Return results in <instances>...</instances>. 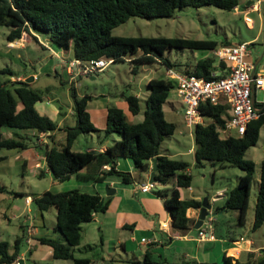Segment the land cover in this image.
<instances>
[{"label": "trees", "instance_id": "16d2710c", "mask_svg": "<svg viewBox=\"0 0 264 264\" xmlns=\"http://www.w3.org/2000/svg\"><path fill=\"white\" fill-rule=\"evenodd\" d=\"M213 4L225 9H233L241 0H0V24H7L10 30L9 41L22 37L23 32L33 31L44 35L52 46L66 53L73 51L75 58L82 64L90 63L99 57H113L114 62L130 60L132 70L138 71L143 64L162 61L167 67H174V62L166 55V50L173 47H189L215 49L233 41L224 38L221 42L213 39L192 38L183 36L154 35H116L113 28L127 21L133 15L152 17L170 16L177 8L186 5L200 6ZM33 36L37 39V35ZM227 60L216 55L199 58L193 65L185 69L187 73L211 77L213 71L226 72ZM98 71V70H97ZM11 72L9 67L0 68V128L11 129V135H5L0 129V150L7 148H27L30 140L45 153L46 163L54 179L63 181L73 175L80 179L104 181L111 176L119 177L122 182L134 181L132 172L117 168L120 157L132 159L139 170L150 169V159H157L154 177L160 183L173 182L169 191L161 189L159 195L164 199L166 209L172 216V225L186 230L194 227L197 220L188 215L189 207H200L202 199L183 197L180 188L189 187L193 175L188 171L190 162L184 158H175L164 153L161 145L166 136L172 135L177 123L166 117L164 104L168 100L173 80L167 77H152L148 81L149 93L146 97L144 117L139 121H130L121 106L111 103L108 106L107 125L103 129L106 134L117 133V138L105 150L73 149L75 140L81 133L101 131L91 119L88 101L91 94H79L74 82L69 89L76 116V124L64 127L65 143L58 146L54 131L58 122L48 113L42 112L36 103L45 99L49 87L33 86L25 79H2V73ZM59 77L61 76L60 74ZM62 83L66 81L60 77ZM132 114L140 109V96L136 93H124ZM260 105H264V102ZM205 122L196 124L195 164L205 166L231 164L240 167L234 187L226 188V199L217 208L237 211V221L245 223L250 204L251 189L256 179V163L246 157L247 149L256 144L264 125V108L258 118L249 122L243 134L222 136L221 128L225 125L229 114L227 104L202 103ZM34 129L33 133L21 132L23 129ZM41 132H46L51 142L45 145L37 143ZM37 137V138H36ZM34 138L35 141H34ZM5 156L0 155V159ZM110 163L111 167L104 165ZM10 191L6 184L0 183V192ZM30 195V194H29ZM32 202L44 212L56 208L55 229L63 238L40 236L42 243L49 244L55 258H71L73 264H92L86 256H76L74 249L82 239L85 222L91 221L94 214L106 211L110 199L102 197L99 192H91L74 187L65 190L46 189L31 195ZM264 224V159L261 163V174L255 204L253 229ZM23 236H17L14 249L11 251L9 240L0 239V263L12 264L20 254ZM233 253H238L234 251ZM233 256L224 253L225 264H241L240 258L232 261ZM193 264L199 263L197 260ZM246 264H264V247L261 254L248 251ZM109 264H116L111 260Z\"/></svg>", "mask_w": 264, "mask_h": 264}, {"label": "rangeland", "instance_id": "374dc122", "mask_svg": "<svg viewBox=\"0 0 264 264\" xmlns=\"http://www.w3.org/2000/svg\"><path fill=\"white\" fill-rule=\"evenodd\" d=\"M244 0L239 4V9H225L213 4H202L200 6L186 5L177 8L175 13L170 16H152L145 17L139 15L131 16L127 21L119 24L113 28V34L116 35H164V36H183L192 38L213 39L221 42L224 38H229L233 42L251 41L250 44L252 58L258 57L264 50V24L260 31L261 18L258 11L249 13L254 19V26L250 27L246 21L245 14H248L243 9ZM261 11L264 13V4ZM10 26L7 24H0V68L9 67L12 72L2 73V79H16L12 77L19 74H24L33 71H40L41 78L34 83V86L45 89L47 84L51 85V93L58 96L60 100H55V104L61 102L63 107L68 110L69 103L72 100L70 95V81L64 84L55 71V67L59 72L62 71L61 62H67L73 55V51L60 52L58 56L52 47H44L39 41L33 39L31 47H12L8 45L7 34ZM27 31L23 34L27 35ZM258 39L252 40L257 34ZM33 36V35H32ZM43 43L50 45V43L43 37ZM34 38V36H33ZM24 39V38H23ZM166 55L174 62V68L178 71L185 72L188 66L193 65L199 58L208 55H216L213 49L189 48V47H173L166 50ZM217 56V55H216ZM262 59L259 65L264 64ZM63 64V63H62ZM132 62L130 60L111 62L103 70L84 74L77 83V88L80 93H87L91 95H99L100 98H106L109 94H116L112 98L116 104L124 105V93H139L141 109L137 114H132L126 109L127 117L130 121H139L144 117V110L146 108V97L149 92L148 81L152 77H169L167 75V66L162 61L150 62L139 67L138 71H133ZM50 73H49V72ZM49 92V91H48ZM107 94V95H105ZM257 98L264 99V90H257ZM172 102L175 108L172 107ZM183 102L178 96L175 85L171 88L168 100L164 104L166 117L177 123V128L172 135L166 136L162 142L161 149L175 158H184L191 164L189 170L193 173L192 185L195 189L194 194H198L204 199L206 196L217 191L220 188H231L237 184L238 177L243 173V170L235 165L226 164L212 165L207 163L205 166H198L195 164L194 151H190V147L195 146L194 128H190L184 120V115L181 112ZM40 111L44 112L40 108ZM72 117V116H71ZM5 135H9L11 131L8 128H0ZM60 133V140L56 141L58 146L60 142H65L66 134ZM88 133V132H86ZM95 144L98 145L97 133L93 132ZM56 134V132H55ZM233 134H236L233 130ZM221 135L226 133L221 131ZM90 137V136H89ZM36 138H34L35 141ZM90 139V138H89ZM51 142L50 137L46 133H40L38 143L45 145ZM30 145L27 148H7L3 147L0 150V155H4L0 159V183L6 184L10 191L0 192V198L3 199V204L0 206V239H6L14 245L15 239L22 234L21 220L24 217L33 215V221L37 224H43L42 211L35 203L29 205L26 202L27 194L36 195L46 189H67L68 187L62 184H54L51 174L48 172L44 175H39L36 170L39 167L35 166V162L31 160V155L35 152L37 147L30 140ZM87 143L86 134H81L75 141L73 149L82 150L84 144ZM40 152L42 151L38 148ZM43 152V151H42ZM246 157L251 158L256 163L255 176L260 177L261 163L264 159V125L260 130V137L258 142L250 146L246 151ZM28 158V164L24 165V159ZM40 171V170H39ZM75 181V175L72 176ZM68 183V181H66ZM255 179L251 189L250 195V209L247 213L245 223H237V213L231 212L228 218L220 216L216 224L220 229L224 230L225 234L235 232L236 235L249 236L256 240V244L264 243V224L253 229L254 204L257 199L258 185ZM102 184V183H99ZM68 186V185H67ZM160 187L159 183H154V190ZM85 190L95 192L93 186H80ZM64 189V190H65ZM183 194L190 196V188L182 187ZM235 211V210H234ZM56 208L44 210L47 222L52 223L56 216ZM103 212H99L102 215ZM107 219L109 224L103 226L98 222L83 224V236L81 243L74 249L76 256H86L91 259L95 258L103 260V264H109L114 260L116 264H193L194 257L185 255L187 248L183 247V242H171L166 240L167 235L161 231L157 235L165 239L164 244L160 246H149L148 243H143L142 236L146 238H153L152 230L140 229L131 231L127 228L116 227V221L112 217V212L108 213ZM7 215V216H6ZM219 215V214H218ZM217 215V216H218ZM209 214L205 218L204 226L209 228L206 223ZM225 219V220H224ZM212 222V223H214ZM102 227V229H101ZM195 232L198 227H194ZM25 232V229H24ZM165 235V236H163ZM166 237V238H165ZM118 238H128V251L122 249L118 244ZM192 250L196 251L197 242H189ZM207 242H202L199 258H204L207 255L212 256L213 251L206 247ZM221 243L220 241L216 242ZM34 244L35 254H28L25 264H73L71 258H50L43 259L42 255L46 251V244L41 243L38 239H33L32 244L28 241H23L21 248L28 251L29 247ZM253 244L252 247H255ZM228 246L229 243H226ZM149 249V250H148ZM148 250V259L145 252ZM246 251H243L241 258L242 263H245ZM215 260V259H212ZM208 264V263H198ZM209 264H216L209 263ZM217 264H225L222 255H220Z\"/></svg>", "mask_w": 264, "mask_h": 264}, {"label": "crops", "instance_id": "0c3cea01", "mask_svg": "<svg viewBox=\"0 0 264 264\" xmlns=\"http://www.w3.org/2000/svg\"><path fill=\"white\" fill-rule=\"evenodd\" d=\"M249 1H251V0H244V4H243L244 11L246 13H248V14H245V18L246 17L249 18V20H246V21L250 27H253L254 26V19L252 18V16L249 15V13L252 11H258L260 18H261V26H260V31H261L263 28V24H264V13L261 11L262 6L264 4V0H261L259 2L258 9H255L253 7L248 6V5H250ZM263 31H264V29H263ZM33 34L37 35L38 38L37 39L35 37L33 38V36H32ZM258 35H259V33L252 40L258 39ZM33 39L39 41L44 47H49V46L52 47V49H54V51L56 53L62 52V51L58 50L57 48H55L54 46H52L48 40L47 41L50 43V45L44 44L42 36L35 31H33V33L28 32L27 35L23 34L22 37L14 40V41L8 40V45L12 46V47H20V48L31 47L30 42ZM256 58L257 57L252 58V56H251V59L254 61ZM70 59H75V57L72 56L68 60H70ZM262 59H264V57ZM261 61L258 63V66H262V65H259L261 63ZM61 65H62V71L61 72H59L57 70V67L54 66L56 73L60 74L66 82H67V80H69L70 83L74 82L76 87H77V83L79 82V79L82 78V76L85 73H78L74 79H71L70 74L66 70L67 62L62 61ZM103 69H99L98 71L103 70ZM98 71H94V72H98ZM11 72H12V70H11ZM91 73H93V72H91ZM41 74L42 73L40 71L36 70L33 72H28V73L26 72L24 74H19L17 76L13 75L12 77H14L16 79H26L28 77H32V79L29 82L34 86V83H36L41 78ZM87 74H89V73H87ZM45 87L50 88L49 92L46 94L45 99L40 100L36 103V106L38 108H40L41 110H43L44 112L48 113L53 119L57 120L58 127L54 131V134L56 132V134H55V142H56L57 140L61 139V138H59L60 137L59 132H63L66 134V131L64 130L65 126L76 124V116L74 113L72 100L69 103V109L66 110L63 107L61 102H58L55 104V100H60V99L58 98V96H54L51 93V85L47 84ZM77 90H78V88H77ZM148 93H147V95H148ZM79 94L82 95L83 93L79 92ZM137 94L140 96L139 93H137ZM105 95H107V94H105ZM115 96H116V94H109L108 96H105L106 98H100L99 95L95 94V95H92V98L89 99L88 110L90 112L91 119L94 122V124L102 130L96 131V132H98L97 133L98 145L95 144V138H94V133H93L95 131H91L88 133H81V134H86V136H87V143L83 145V147H85L84 149L105 150L109 145H111L113 143V141L115 139L120 138V135L117 133H112V134L108 135L103 130L107 125L108 106H109V104H111L113 102L112 98ZM125 102L126 103L124 105H122V104H117V105L124 108V110L126 112L128 103L126 100H125ZM263 102H261V103H263ZM261 103H259V105ZM260 106L262 107L263 105H260ZM172 107H174V108L176 107L173 102H172ZM9 130L11 131V129H9ZM20 131L33 133L34 129L29 128V129H23ZM11 134H12V131L9 135H11ZM36 141L38 143V138L36 139ZM35 143H33V144H35ZM60 143H61V145H63L65 142H60ZM38 148L39 147H37V149H35V152L31 155V160H33L35 162L36 167H39V169L36 170V172L39 175H44L48 172L52 176V173H51V171H50V169L46 163L45 153L42 151L40 152V150ZM194 148H195V146L190 147V151L193 152ZM150 162H151L150 169L141 171L134 165L132 159H130L128 157H120V159L118 160L117 168L132 172V174L134 176V181H132L130 183L122 182V180L117 176H111L110 178H108L107 180H104V181L84 180V179H80L78 177H75L76 178L75 181H72L73 180L72 177H70L66 180H63V181H59V180L54 179L53 176H52V178H53L54 184H62V186L68 187L67 189L74 188V187H80V186H93L96 189L95 192H99L102 195V197H104L106 199H108V198L110 199L109 206H108L107 210L106 211H100V212H103L102 215H99V212H96L94 214V218L91 221L85 222V223L89 224V226H91V224L95 221L98 222L100 225H103V226L109 224L110 220L107 219V215H109L108 214L109 212H112V217L116 221V225H115L116 227L127 228L131 231L140 230V229L152 230V232H153V238L151 239L152 241L151 242H143L142 241L143 243H148L149 246H160L161 244H164L165 239H162L160 236L157 235V232L161 231L163 234L167 235L166 240L171 241V242H176V241L183 242L182 244H183V247H185V248L189 246L187 248V251L185 252V255H188L190 257L193 256L194 259L197 260L199 263H205L206 262L209 264L212 262L213 263L216 262V264H217L220 255H222V257H223L224 253H226L227 255L233 256L232 261H235L237 257L240 258V260H241L242 255H243V251H246L245 261L247 260L249 250H254L257 255L261 254L262 248L264 247V243L256 244L257 243L256 240L254 238L249 237V236L248 237L245 236L248 238V240H242L241 243H237V242H235V240L236 239L239 240L240 237L244 236V235L241 234L240 236H237L236 231L230 232L229 234H225L224 230L220 229L218 224H216V222H214V221H218L220 216H224L222 218L227 219L228 214H230L231 212L237 213V211H234V210H225L223 208H221V209L217 208V206L223 205V202L226 199L227 195H226V188L225 187L217 189V191H215L214 193H212L208 196V200L211 203V208L209 209L208 214H209V216L212 215V217H213L212 222H214L209 227H210V233L214 237H210V236L209 237H201L200 236L199 230L201 227H205L204 226L205 219H204L203 223L198 227L197 232H195V229H194L196 224L194 225V227L186 229V230H182L180 228L174 227L172 225V216L169 214L168 210L166 209L164 199L158 193V191L161 189H163V190L168 189L170 191L171 188L173 187L174 183L169 182V183L163 184L157 180L154 182H151L150 178H151V173L153 171V158L150 159ZM27 164H28V158H25L24 159V165H27ZM188 171L191 172V170H189V168H188ZM192 175H193V173H192ZM256 180L258 182L257 185L259 188L260 177H256ZM66 181H68V183H66ZM99 183H102V184H99ZM145 183H149L150 185L152 184L150 190L143 191L141 189H136L137 186H140V185L145 184ZM154 183L160 184V187H158L157 190H154V188H153ZM107 184H109L110 186H113L115 188V191L109 196L107 194V189H106ZM189 188H190V192H191L190 196H185L183 194V189L180 188L181 195L183 197H196V198L202 199V197L200 195L194 194L195 189H194L192 184H191V186H189ZM64 189L58 188V189H53V190L59 191V190H64ZM218 192H221L222 194L219 195L218 198L214 200L213 197ZM27 195H29V194H27ZM3 199L4 198H0V206H2V204H3ZM255 204H256V202H255ZM255 204H254V214H255ZM250 207H251V205L249 204L248 211H249ZM187 213H188V215L195 217L197 222H198L199 216L201 213V206L200 207H189L187 210ZM55 214H56V212H55ZM237 215H238V213H237ZM42 217H43V224L42 225L34 222L33 239L39 240V237L42 235L63 238V235L61 234V232L56 230L54 227L55 221H56V219H55L56 216L52 220V223L47 222L48 218L46 217L44 212L42 213ZM25 219H26V217L22 218V220H21L20 226L22 229V234L18 235V236H23V241H26V237H27L26 231L24 232ZM253 220H254V216H253ZM237 223H239V222L237 221ZM83 229H82V236H83ZM101 229H102V227H101ZM163 236H165V235H163ZM143 238H146V237L142 236V239ZM147 239H150V238H147ZM192 241L197 242L196 251L192 250V246L189 243ZM217 241H220L221 243L217 244L216 243ZM202 242H207L206 247L210 248V250L213 251L212 256L207 255L204 258L203 257L199 258V256H201V254H200L201 245L200 244ZM226 243H229V245L227 246ZM10 244H11V242H10ZM43 244H45V243H43ZM118 244L121 245L123 250L128 251V238H118ZM253 244H256V246L252 247ZM46 246L48 248H46V251L42 255L43 259L50 258L51 256H53L52 246H50L49 244H46ZM13 249H14V245L13 246L11 245V251ZM148 250L145 252L147 259H148V254H149ZM35 251L36 250H35L34 244L29 247L28 251L22 249L20 254L18 255V257L19 256H21V257L25 256V259L24 260L22 259L20 264H25V260L28 256V254H30L32 256L35 254ZM234 251H238V253H233ZM212 259H215V260H212ZM12 264H18V263L14 261ZM92 264H103V260H98V258L97 259L93 258Z\"/></svg>", "mask_w": 264, "mask_h": 264}, {"label": "built area", "instance_id": "2783aa9c", "mask_svg": "<svg viewBox=\"0 0 264 264\" xmlns=\"http://www.w3.org/2000/svg\"><path fill=\"white\" fill-rule=\"evenodd\" d=\"M251 1L252 3L248 6L258 9V4L261 0ZM234 8L238 10L239 4ZM246 20H249V18L246 17ZM250 44L251 42L249 41H237L223 44L213 49L218 57L228 61L229 67L223 74L220 71H213L210 78L194 73L181 72L174 67H167L168 78L173 80L178 96L183 102L181 112L184 115L185 123L190 128H195L196 124L205 122L201 105L207 101L213 104L223 103L228 105L229 114L225 115V125L221 128L226 135L233 134V130H235L236 134L245 133L249 122L261 115L262 109L259 103L263 102L264 99L259 100L257 98V90H264V64L255 67L254 60L251 59L252 49ZM56 54L58 55L59 53ZM113 60V57H99L90 63L82 64L77 58L70 59L67 61L66 70L70 74L71 79H74L78 73L87 74L103 69L113 62ZM253 88L256 91L254 97L252 94ZM104 166L110 168L111 164L107 163ZM151 185L145 183L137 186L136 189L147 191L151 189ZM221 194V192H218L214 195L213 199H217ZM26 202L29 205V210H31V195L26 196ZM206 221L211 226L213 221L212 215ZM25 231L27 235L26 240L29 244H32L34 234L32 214L25 219ZM199 234L201 237H214L210 233V227H201ZM142 240L143 242L152 241L147 238H143ZM242 240H248V238L241 236L235 242L241 243ZM22 259L24 260L25 256L17 257L15 262L20 264Z\"/></svg>", "mask_w": 264, "mask_h": 264}, {"label": "water", "instance_id": "95a60500", "mask_svg": "<svg viewBox=\"0 0 264 264\" xmlns=\"http://www.w3.org/2000/svg\"><path fill=\"white\" fill-rule=\"evenodd\" d=\"M249 2L252 3V1H249ZM263 57H264V50L255 59V61H254L255 67L258 65V63L262 60ZM255 67H254V71H255ZM31 79H32V77H28L25 80L30 81ZM255 92H256L255 88H253V90H252L253 97L255 95ZM263 108H264V105L261 107V109H263ZM156 169H157V159L153 158V171L151 173V178H150L151 182L156 181V178L154 177ZM106 189H107L108 196L111 195L115 191V188L113 186H110L109 184L106 185ZM210 208H211V203L208 200V196H206L204 199H202L201 213H200L199 220L196 223L195 227H199L203 223V221H204L206 215L208 214Z\"/></svg>", "mask_w": 264, "mask_h": 264}]
</instances>
